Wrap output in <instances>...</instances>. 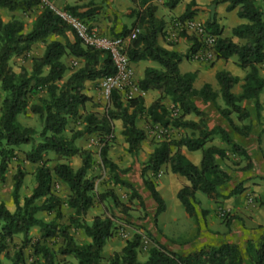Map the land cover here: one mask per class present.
<instances>
[{"label":"trees","instance_id":"16d2710c","mask_svg":"<svg viewBox=\"0 0 264 264\" xmlns=\"http://www.w3.org/2000/svg\"><path fill=\"white\" fill-rule=\"evenodd\" d=\"M154 1L156 0H131L135 6L132 10L135 21L131 29L118 36H127L132 29H138L139 33L126 46L129 60L133 64L151 61L159 66V69H145L144 77L137 85L142 92L154 90L159 93V98L147 109L151 122L164 129L171 127L189 130L192 136L183 135L178 140H165L157 144L143 165L141 178L144 188L156 205L155 222L166 208L154 182L160 169L168 166L172 174L184 177L189 185L181 188L176 198L185 214L197 223L199 222L196 211L198 204L195 201L197 192L208 199L218 200L240 195L244 191L243 183H239L232 190L224 192L225 197L221 195V189L231 181L232 172L220 165L221 161L228 159V155L225 149L211 144L213 136H219L221 142L230 148V153L245 162L239 169L240 172L251 170L252 161L246 150L235 143L223 129L208 130L207 116L197 108L193 99L199 98L203 102L214 103L220 94L224 108H217L218 113L234 133L243 137L248 136L251 131L250 124L237 127L231 115L235 114L240 123L248 122L250 114L243 103L254 101L256 112L261 108L259 97L261 94L264 95V79L259 76V65L264 64V0H216L212 3L213 7L227 4V11L237 10L238 18L246 21V24L232 30V36L242 40V44H236L229 38H221L220 29L213 16L205 23L206 29L216 36L215 60L227 61L235 57L238 67L248 70L240 96L232 93L238 79L225 72L216 73L218 92H213L209 85H204L199 91L193 88L196 73L181 74L178 67L183 59L189 60L190 54L198 49L199 44L195 37L181 33L189 46V52L185 56L162 48L158 44V39L165 36L164 23L155 17ZM178 3L179 0H168L167 7L171 10ZM39 6V0H0V9L10 13L27 14ZM195 6V2L191 1L179 20L192 19L196 14ZM41 8L31 30L27 33L23 32V24L18 19L12 18L4 23L0 17V91L3 93L0 105V183L6 179L9 164L18 160L17 152L21 146H30L24 153V160L30 164H38L34 172L36 187L32 194L20 198L19 191L25 173L17 169L11 178L14 211L10 212L3 203H0V264L7 245L12 243L17 235H23V240L20 247L10 256L9 264H55L57 255L72 256L78 264H98L103 248L117 229L115 227L117 218L113 210L117 209L125 214L127 209L112 190L96 194V178L87 176L91 166V153L77 148L75 141L90 134L108 136L113 131V122L120 121L121 134L127 144L126 151L133 155L146 138L145 132L135 126L136 118L142 115L144 110L143 100L141 98L122 100L114 92L110 97V105L102 114L87 112L79 116L82 129L71 130L68 136L65 135L68 121L78 117L79 111L91 100L84 93L85 83H96L112 75L114 68L107 53L83 47L74 30L66 22L50 8L46 6ZM76 9L64 8L73 17L80 19L90 17V12L80 14ZM68 33L73 36V42L69 41ZM53 35L62 37L64 42L46 43V39ZM35 44H44L42 56L32 59L31 71L21 67L19 72L15 73L9 66L10 59L25 57ZM69 55L82 60V66L64 80V74L68 69L61 59ZM32 94L42 96L38 99V104L29 103ZM166 98L172 104L170 112L162 104V100ZM28 110L38 117L41 125L39 133L32 128L21 126L17 121V117ZM190 114L196 116L198 121H185L184 118ZM109 142L107 139L100 142L99 158L103 170L107 169L111 173L113 186L129 190L130 199L138 200L141 207H144L137 191L132 185L120 179L118 167L108 160ZM182 147L191 152H201L199 166L193 165L181 154ZM47 153H52L57 160L78 157L81 159V166L73 170L68 163L58 162L50 167L49 159H44ZM147 173H150L151 177H148ZM53 179L63 183L68 189L69 193L64 202L51 192ZM95 200L103 206L104 213L93 217L92 224L88 225L84 217ZM106 202L108 205H105ZM62 204L74 211L69 218V226L81 229L90 239L89 244L78 245L68 231L69 226L45 223L37 219L40 212L48 215L53 213L56 219H60ZM206 214V211H201L200 216L205 218ZM233 219L234 217L229 215L224 219L228 230ZM34 226L39 228L40 237L32 242L28 234L30 228ZM134 229L133 236L125 242L119 252L108 258L106 264H264V235L256 241H247L244 251H241L237 244L223 242L217 246L202 245L187 255H180L166 249L142 225ZM143 238H147L152 246L147 250L146 260L141 262L137 254ZM54 239L62 240V246L57 250L48 245V241ZM26 248L31 250L35 258L29 263L24 255Z\"/></svg>","mask_w":264,"mask_h":264},{"label":"crops","instance_id":"0c3cea01","mask_svg":"<svg viewBox=\"0 0 264 264\" xmlns=\"http://www.w3.org/2000/svg\"><path fill=\"white\" fill-rule=\"evenodd\" d=\"M191 1H194L196 4V6L194 7L196 14L192 18L193 20L205 24L213 16L215 23L220 29L221 38H229L236 44L243 43L242 40H239L232 36V30L240 25L246 24V21L238 18L237 10L227 11V4L225 3L218 4L213 7L212 3L216 0H179V3L173 9L170 10L167 7L168 0H156L153 2V4L156 6L155 17L158 20L163 21L164 23L165 36L158 39V44L162 48L171 52H175L182 56H185L189 52V46L186 39L183 38L177 32L173 21L179 20V18L185 12L187 5ZM56 4L57 6H62L63 9L65 7L77 8L76 11L80 14L90 12L89 18H75L87 23L89 26L96 29L100 35L104 36L121 35V33H123L125 30L131 29L135 21L134 16H132V10L135 6L132 4L131 0H63ZM67 37L70 42L74 41L73 36L71 34L68 33ZM51 41H58L63 43L64 39L60 36L53 35L46 39V43ZM42 45V52L38 57H32L31 59L25 60L24 68L27 71H31L32 59L40 58L42 56L45 48L44 44ZM69 60L71 62L77 61L78 65L77 67L66 71V73L64 74V80L67 79L74 70L82 66V60L76 59L69 55L61 59V62L67 67V69L68 65L66 63H68ZM133 67L136 85H138V82L143 79L145 69H159V66L151 61L135 63L133 64ZM178 68L181 74L196 73V77L193 82V88L197 91H199L204 85H209L213 92H218L219 86L215 78L216 73H228L238 79L237 84H235L232 88V93L235 96H240L242 94L244 78L248 73V70H243L238 67L237 58L235 57H231L227 61L214 59L208 63L193 62L187 59H183ZM259 76L264 79V64L259 65ZM91 84L92 82L85 83L84 93L91 99L89 103H100L99 100H103V98L99 94V91H88V88ZM95 84L97 85L98 82H96ZM131 98H141L143 100L144 109L142 115L136 118L135 126L137 129L145 132L146 138L140 143L139 149L136 153L132 155L126 151L127 144L125 143L124 137L121 134L122 125L120 121L113 122V131L110 135H85L81 139L76 140L75 145L77 146V148L88 151L90 153H94V155L96 154L95 156L99 157V151L101 146L100 142L104 139L109 140L110 142L108 143L109 148L107 151V158L118 167V174L120 179L132 185L133 188L137 191L138 195L143 198V200L151 201L152 199L150 197V194L144 188L142 183L141 173L143 165L148 161L150 155L152 154L157 144L165 140H178L181 136L186 134L187 136L191 137L192 132L189 130L174 129L171 127L164 129L151 122L150 118L147 115V109L155 100L159 98V93L157 91L150 90L147 92H142L137 89L132 93L130 99ZM193 102L201 112L206 114V126L208 130L211 131L215 128L223 129L235 143L242 146L246 150V152L251 158L252 169L246 172L231 171L232 178L230 183L220 191L221 195L225 197L226 195L224 192H228L239 183H243L244 191L240 195L233 196L230 198L211 200L199 192L195 194V201L198 204L196 207L198 216L200 217L201 211H206L207 214L205 216V220L208 223L209 229L215 232H219L220 235L226 236L225 240H222L220 244L223 242L234 243L239 246L241 251H244L247 241H256L260 236L264 235V95L261 94L259 97L261 108L258 112H256V109L254 107V101H245L243 103V106L248 110L250 114V119L248 120V122L240 123L237 121L235 114L231 115V119L237 127H241L246 123L250 124L251 131L246 137L234 133L228 123L218 113L217 108H224V104L222 102L220 94H218L214 103L203 102L199 98H194ZM162 104L168 112L171 111L172 104L168 98L162 100ZM19 116L17 117L18 122ZM184 120L197 122L198 118L193 114H190L187 115ZM22 126L30 128L26 125ZM195 136H197V133H195ZM149 141H152L153 143L150 144ZM211 144L218 148L226 150L228 158L232 159L233 162L238 164L237 167H233L234 169H240L244 166V164L242 165L243 162L239 157L230 153V148L221 142L219 136H213ZM180 152L193 165L199 166L201 161L200 151L191 152L188 151L186 148L182 147L180 149ZM49 154L54 156L52 153ZM25 163L27 162L25 161ZM33 165H35V172L38 164ZM80 166L81 163L80 165L77 164L76 170ZM159 175V178H156L154 182L156 184V189L160 193L163 200L165 198L164 195L172 198L176 197L178 191L181 188L189 185V183L184 177L172 174L168 166H163L160 169ZM165 175L167 176L168 180L164 179ZM147 176L151 177V174L147 173ZM182 178H184L185 181ZM12 186L13 182L11 178L6 174L5 181L3 183H0V203H3L10 212L14 211V205L11 198ZM35 187L36 182H34L30 191L26 189L25 185H22L19 191V194L22 196L21 199L24 197H29ZM115 187L119 186H113L112 190H114ZM120 188L124 190L123 192H126V189L122 187ZM51 192L56 197L60 198L62 202L65 201L69 193L66 185L55 179L52 180ZM166 209L167 205L165 210ZM216 210L224 211L229 216L234 217L229 230L225 227L224 224L221 223V221L215 222V229L211 226V223H213L214 220V211ZM60 212L62 215L60 219H56L55 214L53 213L48 215L45 212L38 213L37 219L45 223L53 222L57 225L69 226V218L73 215L74 211L68 208L65 204H62L60 207ZM103 213V206L98 202H95L92 208H90V210L88 211L87 215L84 217V221L86 224L91 225L93 217L100 216ZM185 216L187 215L185 214ZM117 222L118 221H116L115 223V227H117V229L114 231L113 237L107 242V244L103 248L101 253V260L98 264H106L108 258L113 253L119 252L124 247L125 242L129 240L135 233V231H133L132 233H128L126 231V226L120 227L118 225L119 223ZM146 222H149V218ZM144 224H142V226L146 228L147 231H149L148 227H146ZM69 227L70 228L68 231L70 235L73 236L75 242L78 245H86L90 243V239L84 235L81 229H74L73 226ZM28 235L32 242L39 239V228L36 226L30 228ZM22 240L23 235H17L13 238L12 243L21 244ZM48 245L53 250H57L59 247L62 246V240H49ZM207 245L217 246V244ZM198 246L201 247V245ZM198 246L190 252L197 250L199 248ZM150 247L151 246H149L147 250ZM168 250L176 252L180 255H187L188 253H190H180L171 248H169ZM146 258L147 251H145L144 257L141 262L145 261ZM33 259L35 258L31 256V259H29L28 261L31 262ZM55 264L78 263L76 259H74L72 256L57 255Z\"/></svg>","mask_w":264,"mask_h":264},{"label":"rangeland","instance_id":"374dc122","mask_svg":"<svg viewBox=\"0 0 264 264\" xmlns=\"http://www.w3.org/2000/svg\"><path fill=\"white\" fill-rule=\"evenodd\" d=\"M63 1V0H61ZM139 1V0H138ZM60 1H54L53 5L58 9H63L62 6H57L56 3ZM42 8L39 6L38 8H35L31 12L27 14H20V13H10L7 10H0V17L4 23L8 22L12 18L18 19L23 24V32L27 33L31 30L36 17L41 12ZM42 44H37L35 46H32L30 49V53H28L25 57H13L9 61V66L11 69L18 73L19 69L21 67L25 66V60L31 59L32 57H38L40 53L42 52ZM68 70L73 69L71 67V61L69 60L68 63ZM45 73V72H44ZM98 91V85L95 83H92L88 91ZM42 97L40 94H32L30 96V104H38V99ZM3 98V93L0 91V105L1 100ZM99 102H91L85 106L83 110L79 111V115L76 118L70 119L68 121L67 128L65 130V135H69V131L71 130H80L82 129L81 125V118L79 116H83L87 112H97L102 114L106 108H108L107 102L103 99H100ZM92 105V106H91ZM21 126L26 125L30 128L34 129L37 133L41 131V125L38 120V117L32 113L29 112V110L19 116V122ZM187 135V134H186ZM37 140H39L38 137H36ZM150 144H152V141H149ZM30 149V146H21L17 152L18 160L12 161L9 164L7 175L12 178V176L16 173L17 169H21L25 176L23 178V184L26 186V189L30 191L34 184V169L35 165L30 164L29 162L25 163L24 160V153ZM96 155V154H95ZM94 153H91V166L87 173V176L89 178H96V194H101L105 191L112 190V182H111V173L101 167V161L98 156H95ZM44 159H49L48 166L53 167L58 162H65L68 163L73 170H76L77 164L80 165L81 159L78 157H73L70 159H61L57 160L54 156L47 153L45 154ZM243 162V161H242ZM245 165V162L242 163V165ZM220 165L223 168H226L232 172H240L239 169H234L233 167H237L238 164L233 162L232 159L228 158L226 160H223L220 162ZM159 177H157L158 179ZM164 179L168 180L167 176H164ZM184 179V178H182ZM185 181V179H184ZM117 189V190H116ZM119 201H121L123 204L126 205V213L122 214L119 210H113V214L115 218H117L118 225L126 226V231L128 233H132L135 231L134 227L140 226L144 224L146 227H148L150 233L154 236V238L162 244L165 248H171L175 251H178L180 253H187L191 250L197 248L198 245H205V244H220L222 240H225V235H220L219 232H215L213 230L209 229L208 223L206 222L205 218L199 217V222H194L193 219H190L189 217L185 216L184 209L180 205L179 201L176 197H169L164 195V201L166 202L167 209L164 213L159 215L156 218V221L154 222V215L156 210V205L154 202L151 201H145L143 200L144 207H141V204L136 199H130V191L126 189V192H123L124 190L120 187H115L114 190H112ZM56 192V191H55ZM22 196L20 195V198ZM95 202H97L95 200ZM41 201L38 202L40 204ZM105 205H108V202L105 203ZM226 213V212H225ZM228 215V214H227ZM145 217V219H144ZM214 220L213 223H211V226L216 227L215 222L221 221L222 224L225 225V221L222 220L218 215V210L214 211ZM149 218V222L147 223V219ZM116 223V222H115ZM146 229V228H145ZM21 244L16 243H10L7 245L6 250L3 252L1 257V264H9L10 256L13 255L14 251H16ZM149 246H152L151 243L147 240V238H143L142 242L140 244L137 258L139 261H142L144 257L145 251H147V248ZM199 247V246H198ZM5 253L7 257H5ZM244 254V252H243ZM24 255L26 261L29 263V259H31L32 253L29 248H26L24 250ZM244 259L246 261V256L244 254Z\"/></svg>","mask_w":264,"mask_h":264},{"label":"built area","instance_id":"2783aa9c","mask_svg":"<svg viewBox=\"0 0 264 264\" xmlns=\"http://www.w3.org/2000/svg\"><path fill=\"white\" fill-rule=\"evenodd\" d=\"M40 7H48L55 12L64 22H66L75 32L77 39L85 48L103 51L111 59L114 73L98 81V91L101 97L110 105V97L116 92L122 100L130 99L132 93L138 89L134 79L133 63L126 54V46L131 39L139 33L138 29H132L127 36H104L100 35L96 29L88 26L83 21L73 17L64 9L56 8L54 1L61 0H39ZM173 24L179 34L193 36L197 40L198 49L190 54V61L208 63L215 59L214 45L216 36L210 33L205 24L193 19L180 21L175 20ZM71 67L78 65L77 61L71 62ZM107 106V107H108ZM160 175H158L159 177ZM56 188V187H55ZM219 217L224 220L227 214L218 211Z\"/></svg>","mask_w":264,"mask_h":264}]
</instances>
